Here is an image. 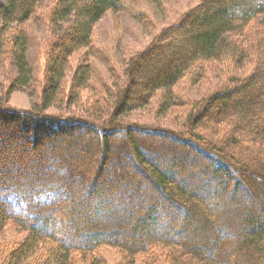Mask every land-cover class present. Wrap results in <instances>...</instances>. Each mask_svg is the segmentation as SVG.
Returning a JSON list of instances; mask_svg holds the SVG:
<instances>
[{"label": "trees", "instance_id": "trees-1", "mask_svg": "<svg viewBox=\"0 0 264 264\" xmlns=\"http://www.w3.org/2000/svg\"><path fill=\"white\" fill-rule=\"evenodd\" d=\"M45 6L41 107L0 103V231L11 222L25 233L3 243L1 263L73 264L70 252L110 245L128 256L120 264H264V0H197L140 52L108 64L113 82H104L88 116L43 110L81 103L92 80L89 60L98 56L92 28L122 0H0V57L9 50L15 70L9 91L34 81L24 23ZM184 44L193 50L177 62L173 52ZM82 49L89 60L76 66L64 96L68 58ZM212 62L228 73L209 96L190 101L185 130L117 121L157 91L159 114L182 105L173 87L185 76L199 81ZM154 68L162 75L137 87L136 77H152ZM110 96L114 110L102 119ZM71 129L96 140L75 149ZM81 204L94 208L77 211ZM197 214L204 224L189 235L206 240L192 244L184 232ZM51 220L59 228L45 230ZM140 254L145 261L134 258Z\"/></svg>", "mask_w": 264, "mask_h": 264}, {"label": "rangeland", "instance_id": "rangeland-1", "mask_svg": "<svg viewBox=\"0 0 264 264\" xmlns=\"http://www.w3.org/2000/svg\"><path fill=\"white\" fill-rule=\"evenodd\" d=\"M196 2L197 0H122V6L118 11H106L94 24L91 33L92 48L97 50L98 56H92L89 60L86 51L82 49L71 54L68 58V69L65 72V80L62 87V95L64 96H67L70 92L72 76L76 66L83 62L84 57L91 62L92 80L90 81L89 89H84L80 92L81 103L79 105H72L64 101L60 107H49L43 110V113L48 115L60 114L63 116L69 114L74 116L90 115L93 110L92 105H94V102L103 99L101 93L106 91V88L103 87L104 82L108 84L113 82V77L108 73V69L110 70L108 66L110 65L116 68L123 58L140 52L156 38L162 28L179 18L184 11L195 5ZM47 9V6L44 8L41 7L36 16L24 23V28L28 35L27 57L34 71V81L31 87L9 91L12 79L15 75L13 61L9 50H5L0 57V103L3 105L21 109H30L33 106H40V89L45 84L46 52L50 40L47 18L44 16L46 15ZM173 49L174 48H171L170 50L173 51ZM192 50L193 48L191 45L184 44L173 52L174 58L177 62H180L183 59H180V56L182 54L187 55ZM161 63L162 62L158 65L160 66ZM206 65L207 68L204 70V76L199 81H190V78L185 76L173 87L176 96L184 101L182 105L177 104L173 109L159 114L157 109L160 92L157 91L149 99L146 106L129 110L123 116L118 117L119 120L117 121L145 127L165 126L176 131L180 129L185 130V128L181 126V123L184 121L185 114L190 107V101L209 96L218 88V85H221L228 73L227 71H220V66L216 65L214 62L207 63ZM250 68V65L245 64L246 70ZM152 73V77L146 75L145 79L141 76L136 77L137 87L143 86L147 88L150 82L157 78L158 75H162V72L155 68ZM137 90L138 88L132 87L130 91L131 96L134 98H138L142 94ZM113 100V97L112 99L111 96L107 97V108L101 114L102 119L103 117L109 118L112 115L115 107V105H113ZM69 134L78 136V138L75 137V149L82 146L88 148L96 140L93 134L86 131L80 132L71 129ZM40 139L44 142V138ZM74 148L72 149L74 150ZM84 154H86V150ZM91 156L94 157L93 154H91ZM236 194H239V192ZM89 208H94L93 204H81L78 206L77 211L87 212L90 210ZM222 210L226 211L227 208L223 207ZM203 224L204 219L197 214L195 218L190 219L187 224L189 228L188 231L185 230V235H189V230L193 226H202ZM44 228L48 231L51 229L54 230V228L58 229L57 220H51L50 224ZM160 229L161 225L156 224L152 226L151 229H148V231L153 234L157 233ZM24 236L25 233L18 232L13 223H5L0 231V264H2L1 261L4 256L1 252V249L4 247L3 243L9 245L11 241L19 240L24 238ZM189 236L191 237L190 243L192 244H198L204 241V239L206 240L205 233L197 237H193V235ZM140 238L141 237L132 238L131 242H137ZM81 239V236L76 237V240ZM69 258L73 264H92V260H94L93 262H96V264H120V262L127 260L128 256L126 257L118 248L110 245H102L93 252H70ZM134 258L140 262L145 261L141 254Z\"/></svg>", "mask_w": 264, "mask_h": 264}]
</instances>
